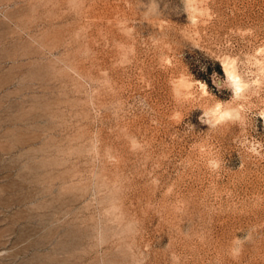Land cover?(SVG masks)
I'll return each mask as SVG.
<instances>
[{
    "label": "rangeland",
    "instance_id": "rangeland-1",
    "mask_svg": "<svg viewBox=\"0 0 264 264\" xmlns=\"http://www.w3.org/2000/svg\"><path fill=\"white\" fill-rule=\"evenodd\" d=\"M0 264H264V0H0Z\"/></svg>",
    "mask_w": 264,
    "mask_h": 264
},
{
    "label": "bare ground",
    "instance_id": "bare-ground-1",
    "mask_svg": "<svg viewBox=\"0 0 264 264\" xmlns=\"http://www.w3.org/2000/svg\"><path fill=\"white\" fill-rule=\"evenodd\" d=\"M227 65H228V64H227ZM225 70L230 74V73H232V70H233V69L231 70L228 66H225ZM234 78L236 79V82H237L238 85H241V84H242V80L239 78V76H238L237 74L234 75ZM218 106H219V105H218ZM216 108H217V107H216ZM217 109H218V108H217ZM223 112L225 113V112H227V110H224ZM221 113H222V112H221ZM221 113H220V114H221ZM222 114H223V113H222ZM222 114H221V115H222Z\"/></svg>",
    "mask_w": 264,
    "mask_h": 264
}]
</instances>
